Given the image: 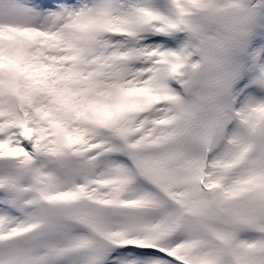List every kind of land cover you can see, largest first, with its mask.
<instances>
[{"label":"snow or ice","instance_id":"obj_1","mask_svg":"<svg viewBox=\"0 0 264 264\" xmlns=\"http://www.w3.org/2000/svg\"><path fill=\"white\" fill-rule=\"evenodd\" d=\"M0 264H264V0H0Z\"/></svg>","mask_w":264,"mask_h":264}]
</instances>
